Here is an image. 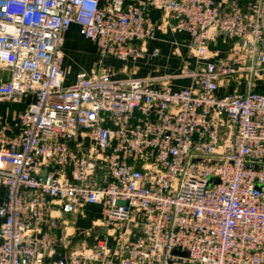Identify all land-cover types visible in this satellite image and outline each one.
I'll use <instances>...</instances> for the list:
<instances>
[{"label": "built area", "instance_id": "2783aa9c", "mask_svg": "<svg viewBox=\"0 0 264 264\" xmlns=\"http://www.w3.org/2000/svg\"><path fill=\"white\" fill-rule=\"evenodd\" d=\"M150 5L191 36L187 86L102 63L66 82L72 23L101 58L135 60ZM219 37L235 62L214 60ZM262 80L264 0H0V264H264ZM87 205L94 245L50 260Z\"/></svg>", "mask_w": 264, "mask_h": 264}, {"label": "crops", "instance_id": "0c3cea01", "mask_svg": "<svg viewBox=\"0 0 264 264\" xmlns=\"http://www.w3.org/2000/svg\"><path fill=\"white\" fill-rule=\"evenodd\" d=\"M221 4H226L227 0H217ZM258 0H238L242 9L249 12ZM147 17L154 25V33L144 45L142 55L135 60H119L111 56L101 58L94 43L85 38L80 33L79 25L72 23L70 28L63 33L61 45L64 60L63 69L65 70L66 82H72L79 71H89L97 68L100 63L113 68L117 77L135 78H154L161 76H172L171 84L174 88L187 86L188 78H177L183 67L192 68L195 59L193 58L189 44L191 36L186 31H174L168 27H162L161 22L168 17V13L160 5H150L146 12ZM234 41L226 40L221 37L216 42L209 44V49L217 52L214 58L216 62L233 63L238 57V52L233 48ZM78 57V63L75 59ZM233 89L232 85L220 87L218 95H223ZM257 90L264 92V80L256 86ZM11 108H21L23 104L14 103ZM5 108V104H0V111ZM99 211L98 205H87L82 212L71 215L74 221L76 232L70 237L67 250L56 249L50 260L58 258L65 253L77 250L80 247H92L94 238L87 232H94L93 224L84 230V238H79V227L82 221L89 218L91 213ZM97 217V216H96ZM92 218V221L96 218Z\"/></svg>", "mask_w": 264, "mask_h": 264}, {"label": "rangeland", "instance_id": "374dc122", "mask_svg": "<svg viewBox=\"0 0 264 264\" xmlns=\"http://www.w3.org/2000/svg\"><path fill=\"white\" fill-rule=\"evenodd\" d=\"M76 61V63H78V57L75 59ZM3 194H4V192H3ZM2 194V195H3ZM99 215V213L98 212H96V213H91L88 217L89 218H87L86 220H84V221H82V223H80V224H82V227H79V230H80V233H79V238H84V230H86L87 228H89L90 226H91V223H92V218H94V217H96V216H98ZM102 229H100V230H98V231H101Z\"/></svg>", "mask_w": 264, "mask_h": 264}]
</instances>
